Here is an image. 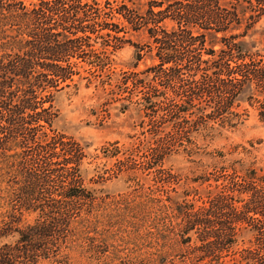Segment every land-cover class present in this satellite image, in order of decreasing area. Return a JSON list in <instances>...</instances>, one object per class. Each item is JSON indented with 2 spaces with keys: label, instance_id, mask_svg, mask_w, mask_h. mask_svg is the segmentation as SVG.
<instances>
[{
  "label": "trees",
  "instance_id": "trees-1",
  "mask_svg": "<svg viewBox=\"0 0 264 264\" xmlns=\"http://www.w3.org/2000/svg\"><path fill=\"white\" fill-rule=\"evenodd\" d=\"M90 15L101 22L84 25ZM262 18L264 0H0V264L54 260L77 205L93 201L80 182L82 149L54 129V103L81 78L79 60L91 55L96 60L89 64L103 70L115 46L97 49L80 34H96L98 27L124 35L128 27L146 31L158 63L142 73L149 84L136 105L148 114L165 106L179 142L197 145L243 124L246 111L237 110L244 104L258 103L264 123V35L259 43L250 40ZM158 80L169 83L171 97L162 96ZM156 138L158 148L164 140ZM239 180L222 185L250 194L254 200L242 210L223 194L208 207L178 209L180 243L197 235L211 264H264V175L247 169ZM25 213L37 214L33 224L21 226ZM243 230L255 231L259 243L225 260Z\"/></svg>",
  "mask_w": 264,
  "mask_h": 264
},
{
  "label": "rangeland",
  "instance_id": "rangeland-1",
  "mask_svg": "<svg viewBox=\"0 0 264 264\" xmlns=\"http://www.w3.org/2000/svg\"><path fill=\"white\" fill-rule=\"evenodd\" d=\"M89 17L83 19L84 25L102 20L96 15ZM96 30V34L79 37L97 49L115 46L107 51L106 66L102 70L89 64L96 60L91 55L87 62L79 60L81 78L75 77L54 103L58 115L54 129L82 149L80 182L93 201L79 202L77 217L57 244L54 260L41 264H211L197 248V235L192 243H180L184 222L178 209L208 207L222 194L240 210L252 203L250 194L230 191L222 183L240 182L239 176L247 169L264 175L260 106L244 104L237 111H246L247 116L241 117L245 122L221 130L211 143L202 138L197 145L179 142L168 108L161 106L148 114L136 105L144 97L143 87L149 84L142 73L158 63L150 58L155 54L150 51V35L130 27L125 35ZM263 35L264 18L250 40L259 43ZM122 36L123 42H117L116 37ZM138 53L143 57L140 61ZM156 85L163 90L162 96L171 97L167 81L158 80ZM124 105L129 109L124 110ZM155 138L164 140L158 148ZM36 218V213H25L21 226L33 224ZM234 239L238 245L223 253L225 260L239 257L259 243L252 230H243Z\"/></svg>",
  "mask_w": 264,
  "mask_h": 264
}]
</instances>
